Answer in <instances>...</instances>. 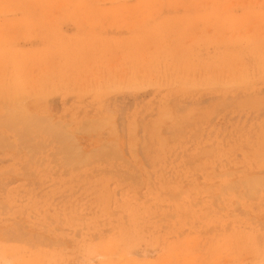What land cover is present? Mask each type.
<instances>
[{
  "label": "rangeland",
  "instance_id": "1",
  "mask_svg": "<svg viewBox=\"0 0 264 264\" xmlns=\"http://www.w3.org/2000/svg\"><path fill=\"white\" fill-rule=\"evenodd\" d=\"M263 1L0 0V264H264Z\"/></svg>",
  "mask_w": 264,
  "mask_h": 264
},
{
  "label": "bare ground",
  "instance_id": "2",
  "mask_svg": "<svg viewBox=\"0 0 264 264\" xmlns=\"http://www.w3.org/2000/svg\"><path fill=\"white\" fill-rule=\"evenodd\" d=\"M114 1V0H113ZM231 1V0H230ZM259 1V0H258ZM102 2V1H101ZM153 2V1H152ZM236 2V1H235ZM240 2V1H239ZM175 3V2H174ZM181 3V2H180ZM197 3V2H196ZM201 3V2H200ZM242 3V2H241ZM248 3V2H247ZM252 3H253V1H252ZM263 3H264V1H263ZM239 4V3H238ZM254 4V3H253ZM252 4V5H253ZM257 4V3H256ZM209 5V4H208ZM244 5V4H243ZM247 5V4H246ZM174 6V5H173ZM177 6H179L178 4H177ZM216 6V5H215ZM220 6V5H219ZM224 6V5H223ZM235 6V5H234ZM230 7V6H229ZM233 7V6H232ZM140 8V7H139ZM142 8V7H141ZM149 8V7H148ZM239 8V7H238ZM252 8V7H251ZM179 8H177V10H178ZM225 9V8H224ZM252 9H254V8H252ZM119 10V9H118ZM146 10V9H145ZM155 10V9H154ZM177 10H175V11H177ZM104 13V12H103ZM255 13V12H254ZM207 14V13H206ZM263 16V15H262ZM209 21V20H208ZM205 22V21H204ZM194 23V22H193ZM243 25V24H242ZM249 26V25H248ZM243 27V26H242ZM251 28V27H250ZM262 29V28H261ZM227 30V29H226ZM235 30H237V29H235ZM240 30V29H239ZM244 31V30H243ZM242 31V32H243ZM247 31V30H246ZM216 34V33H215ZM228 34V33H227ZM210 38V37H209ZM212 38V37H211ZM233 38V37H232ZM264 38V37H263ZM217 40V39H216ZM213 42V41H212ZM208 43H210V42H208ZM9 45V44H8ZM240 45V44H239ZM193 46V45H192ZM226 46V45H225ZM219 48V47H218ZM244 49V48H243ZM187 50V49H186ZM241 55V54H240ZM224 58V57H223ZM236 65V64H235ZM245 68V67H244ZM217 70H219V69H217ZM176 74V73H175ZM42 75V74H41ZM179 75V74H178ZM232 75V74H231ZM230 75V76H231ZM262 75V74H261ZM226 77V76H225ZM125 79V78H124ZM115 80H116V78H115ZM118 80H119V78H118ZM156 80V79H155ZM144 81V80H143ZM142 81V82H143ZM232 82V81H231ZM148 83V82H147ZM189 83V82H188ZM33 84V83H32ZM251 85V84H250ZM9 86V85H8ZM236 86V85H235ZM242 86V85H241ZM2 88V87H1ZM32 88V87H31ZM226 88V87H225ZM19 90V89H18ZM187 90V89H186ZM198 90V89H197ZM31 91V90H30ZM19 93V92H18ZM32 94H33V92H31ZM30 98V97H29ZM36 100H34V102H35ZM19 103V102H18ZM18 103H17V105H18ZM11 106V105H10ZM23 107V106H22ZM11 110V109H10ZM6 114H7V112H5ZM12 113V112H11ZM21 113V112H20ZM11 116V115H10ZM8 117V118H12V117ZM35 116V115H34ZM14 117V116H13ZM5 119H6V117H4ZM0 119H3L2 117L0 118ZM32 119V118H31ZM36 119V118H35ZM23 120V119H22ZM6 121H8L9 123H10V121L9 120H6ZM2 122H5V121H2ZM1 122V123H2ZM22 122H24V121H22ZM30 122V121H29ZM29 122H28V124H29ZM36 122V121H35ZM38 122H40V121H38ZM7 123V122H6ZM11 123H13V122H11ZM8 124V123H7ZM31 124V123H30ZM95 124V123H94ZM34 125V124H33ZM86 125V124H85ZM93 125V124H92ZM85 127V126H84ZM87 127V126H86ZM94 127V126H93ZM97 127V126H96ZM8 128V127H7ZM15 129V128H14ZM37 129V128H36ZM88 130V129H87ZM28 131V130H27ZM39 131V130H38ZM10 132V131H9ZM49 132H51V131H49ZM87 132H90L89 130L87 131ZM28 133V132H27ZM44 133V132H43ZM55 133V132H54ZM53 133V134H54ZM63 133V132H62ZM86 133V132H85ZM31 135V134H30ZM46 135V134H45ZM58 135V134H57ZM22 136V135H21ZM52 136V135H51ZM69 136V135H68ZM28 137V136H27ZM54 137V136H53ZM59 137V136H58ZM18 138V137H17ZM26 138V137H25ZM58 139V138H57ZM56 138H55V140H57ZM69 139V138H68ZM43 140V139H42ZM33 141V140H32ZM23 142V141H22ZM56 142V141H55ZM1 143V142H0ZM12 143V142H11ZM33 143V142H32ZM5 145V144H4ZM50 145V144H49ZM70 145V144H69ZM1 146V145H0ZM30 146V145H29ZM5 147V146H4ZM22 148V147H21ZM33 148V147H32ZM69 149V148H68ZM67 149V150H68ZM75 149V148H74ZM32 150V149H31ZM37 150V149H36ZM33 151V150H32ZM44 151V150H43ZM69 152V151H68ZM39 153V152H38ZM31 158V157H30ZM29 158V159H30ZM35 158V157H34ZM35 161V160H34ZM46 170V169H45ZM18 224V223H17ZM19 226V225H18ZM18 226H16V228L18 227ZM12 229V228H11ZM14 232V231H13ZM19 232V231H18ZM10 234V233H9ZM16 235V234H15ZM17 237V236H16ZM21 237V236H20ZM24 238V237H23ZM27 238V237H26ZM34 238V237H33ZM239 238V237H238ZM20 239V238H19ZM133 240V239H132ZM236 240V239H235ZM248 240V239H247ZM241 241V240H240ZM27 245V244H26ZM109 245H111V244H109ZM219 245V244H218ZM100 249V248H99ZM102 249V248H101ZM244 249V248H243ZM119 250V249H118ZM107 251V250H106ZM256 251V250H255ZM98 253V252H97ZM47 257H50V256H47ZM255 258H257V257H255ZM109 259V258H108ZM244 259V258H243ZM104 260V259H103ZM88 261V260H87ZM99 261V260H98ZM5 263V262H4ZM85 263V262H84Z\"/></svg>",
  "mask_w": 264,
  "mask_h": 264
}]
</instances>
